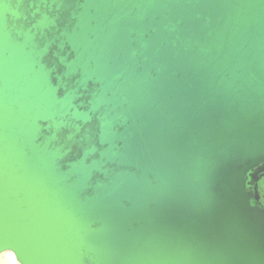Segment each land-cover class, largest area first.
<instances>
[{"label": "water", "instance_id": "1", "mask_svg": "<svg viewBox=\"0 0 264 264\" xmlns=\"http://www.w3.org/2000/svg\"><path fill=\"white\" fill-rule=\"evenodd\" d=\"M261 171L264 0H0V253L264 264Z\"/></svg>", "mask_w": 264, "mask_h": 264}, {"label": "snow or ice", "instance_id": "2", "mask_svg": "<svg viewBox=\"0 0 264 264\" xmlns=\"http://www.w3.org/2000/svg\"><path fill=\"white\" fill-rule=\"evenodd\" d=\"M63 64L61 61L60 64H54L51 68L46 67V73L51 79L53 74L56 75V79L59 81V84L54 90L63 89L66 96H71L73 91V84L71 83L72 77L74 75L73 70L68 65H63V71H60V66ZM77 115L84 119L85 122H89L91 120V116L88 113H80L77 112Z\"/></svg>", "mask_w": 264, "mask_h": 264}, {"label": "flooded vegetation", "instance_id": "3", "mask_svg": "<svg viewBox=\"0 0 264 264\" xmlns=\"http://www.w3.org/2000/svg\"><path fill=\"white\" fill-rule=\"evenodd\" d=\"M247 185L252 193V204L264 210V171L259 172L256 179L249 177Z\"/></svg>", "mask_w": 264, "mask_h": 264}, {"label": "rangeland", "instance_id": "4", "mask_svg": "<svg viewBox=\"0 0 264 264\" xmlns=\"http://www.w3.org/2000/svg\"><path fill=\"white\" fill-rule=\"evenodd\" d=\"M8 255H9L8 252H2V253H0V258H1V261H0L1 263L0 264H10V263H7ZM16 262H17V264H20L17 260H16Z\"/></svg>", "mask_w": 264, "mask_h": 264}, {"label": "bare ground", "instance_id": "5", "mask_svg": "<svg viewBox=\"0 0 264 264\" xmlns=\"http://www.w3.org/2000/svg\"><path fill=\"white\" fill-rule=\"evenodd\" d=\"M9 253V255H8V259H7V263H10V264H17V262H16V257L14 256V254L13 253H11V252H8ZM7 257V256H6ZM12 258V259H11ZM0 261H1V258H0ZM1 263V262H0Z\"/></svg>", "mask_w": 264, "mask_h": 264}]
</instances>
